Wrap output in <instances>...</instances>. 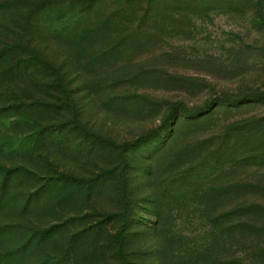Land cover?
<instances>
[{
  "label": "rangeland",
  "instance_id": "rangeland-1",
  "mask_svg": "<svg viewBox=\"0 0 264 264\" xmlns=\"http://www.w3.org/2000/svg\"><path fill=\"white\" fill-rule=\"evenodd\" d=\"M33 2L0 0V264H264V0H60L44 56L73 109L19 98L2 30ZM115 157L132 196L111 230L91 205L112 191L74 179Z\"/></svg>",
  "mask_w": 264,
  "mask_h": 264
},
{
  "label": "trees",
  "instance_id": "trees-1",
  "mask_svg": "<svg viewBox=\"0 0 264 264\" xmlns=\"http://www.w3.org/2000/svg\"><path fill=\"white\" fill-rule=\"evenodd\" d=\"M73 2L76 0H72ZM60 0H34L33 4L30 6L32 9L31 13L27 17L25 14H20L18 19H8L7 24L4 25L3 33L12 36L6 41H13L14 38H18V42H14L20 47V55L24 58L15 61L14 69L16 70V76L23 78L28 82V87L24 91L23 95H19L21 100L33 99L35 104L46 105L48 107L58 106L61 108H71L73 109L74 100L72 95L74 92V87L72 82H70L68 76V71L65 70L63 62L58 60H51L44 56V51L49 47L48 40L44 38L45 31H48L52 28V22L48 24V16L53 13L60 14L57 4ZM7 15L2 16V18ZM111 16V15H109ZM110 20L113 17H109ZM29 26V29L26 26ZM11 25V26H10ZM26 28L27 34H24ZM2 41L0 40V44ZM66 64V63H65ZM80 87L79 84L75 86V89ZM19 94V92H17ZM45 101L51 102L50 104L44 103ZM33 104V103H32ZM59 120L58 129L59 133L65 131L64 138H67L68 135H71V131L78 129L77 123H74L73 118H61ZM69 126L68 129L65 128V124ZM70 123V124H69ZM67 135V136H66ZM64 141V139H61ZM84 143L83 138L77 139L76 147L81 150L82 144ZM88 152L97 151L98 148L95 145L88 144ZM124 153V152H123ZM115 159V165L109 169H104V166L96 165L95 168L89 170L86 173L84 178L74 177V181L81 187V189L86 193L87 199H90V202L94 200V197L100 195L105 191L106 188H109L114 195L113 204L117 207L116 210L110 207L104 206H95L91 205L93 213L98 217L102 218L101 225H112V229H115L119 219V211H125L127 209L126 197L131 199L132 196L130 193L125 192L123 186L124 178L122 176L124 169V164L121 159L118 157ZM112 163L108 162L107 165ZM121 163V164H120ZM125 163V162H124ZM105 164V163H104ZM112 165V164H111ZM126 168V167H125ZM121 198V200H119ZM120 252L122 254V249L124 244L119 243ZM164 256V255H163ZM112 258L118 260L119 263H122L126 259V255L115 256L112 255ZM160 264H168L166 258H162V255H159ZM128 264H129V260ZM132 262V261H131ZM115 263V262H114ZM137 264V262H132Z\"/></svg>",
  "mask_w": 264,
  "mask_h": 264
}]
</instances>
